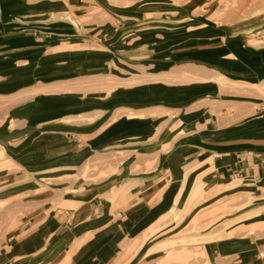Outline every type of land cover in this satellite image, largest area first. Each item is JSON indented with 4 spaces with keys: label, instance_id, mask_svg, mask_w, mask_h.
<instances>
[{
    "label": "rangeland",
    "instance_id": "374dc122",
    "mask_svg": "<svg viewBox=\"0 0 264 264\" xmlns=\"http://www.w3.org/2000/svg\"><path fill=\"white\" fill-rule=\"evenodd\" d=\"M41 1L0 0V21L11 18L21 30L33 25L40 36L14 43L8 40L11 29L0 25V59H14L17 73L10 79H21L13 88H0V130L9 137L0 138V239L41 209H78L91 196L111 199L113 212L125 209L122 175L142 184L157 179L162 158L190 137L226 133L211 138L251 139L264 130L250 126L264 116L263 79L238 81L211 59L173 60L159 49L168 31L182 28H220L264 47V0H45L51 7L42 10ZM10 75L0 73V87ZM132 97L144 102L109 107ZM74 102L83 104L73 107ZM25 109L28 115L43 109L63 114L51 124L73 131L88 148L73 168L40 178L32 171L53 164L28 168L11 156L27 141ZM131 119L149 127L147 139L97 148L106 136L118 138L119 127ZM214 123L228 130H207ZM227 181L234 182L233 190L217 191ZM171 182L168 210L128 237L113 264H264V207H254L264 199L263 183L255 188V179L237 174L218 181L209 171L194 178L177 210L173 198L182 183ZM189 197L194 203L186 216Z\"/></svg>",
    "mask_w": 264,
    "mask_h": 264
},
{
    "label": "crops",
    "instance_id": "0c3cea01",
    "mask_svg": "<svg viewBox=\"0 0 264 264\" xmlns=\"http://www.w3.org/2000/svg\"><path fill=\"white\" fill-rule=\"evenodd\" d=\"M46 3L48 1L44 0L38 4L41 10L46 6L51 7ZM150 4L146 3L143 7L149 9L147 5ZM0 25L11 29L13 34L8 40L14 43H30L33 35L40 38L39 32L32 28L33 25L21 30L17 21L11 18L1 20ZM213 31L192 33L185 28L174 29L167 32V46L159 49L167 50L168 57L173 60L193 57L205 61L211 59L215 63L214 67L238 81L264 80L263 46L246 42L240 34L231 37L223 29L215 28ZM28 57V60L36 58L34 54ZM235 59L239 60V65L235 64ZM14 62L11 58L0 59V73L6 71L12 75L7 77L8 84L0 87L1 89L13 88L15 83L21 80L10 79L17 73ZM139 101L144 102L141 97L139 100L132 97L112 103L109 107L111 109L115 104L137 107ZM81 104L83 103L74 102L73 107ZM93 105L91 101L87 104L89 108ZM26 111L27 109L24 112L30 120L25 132L27 141L22 149L15 151L11 156L17 157L20 163L28 168L53 164L46 169H34L32 173L36 176L41 178L63 169L70 170L81 156L87 153L88 148H85L73 131L65 129L62 124H51L58 122L63 114H53L54 111L43 109L42 113L28 115ZM131 120L130 124L119 127L118 138L106 136L97 148H108L114 144L124 145L135 139H147L149 127L137 119ZM221 129L228 130L216 124L212 125L211 129L207 127V130L212 132ZM48 131L52 133L50 132L46 139L44 134ZM4 134L0 130L2 141L9 139ZM253 135L255 138L251 139H245L246 135H243L213 140L211 136L207 137L202 133L184 141L181 148L170 152L171 156L162 158L157 179L142 184L135 181L138 180L137 177H127L128 173H125L121 178L125 188L121 186L119 191L124 197L121 200H127V204L125 209L118 212H113L111 199L105 197L107 193L100 195L107 201H102L99 196L87 197L78 209L66 205L69 210L58 211L49 207L37 211L29 222L19 225L0 239V264H113L117 251L122 249V244L128 237L141 234L168 210L169 206L164 202L171 190V180L182 183L173 198L177 210L180 208L179 198L184 195L189 182L194 178L198 180L209 171H212V177L218 181L237 174L255 179V188L260 187V183L264 184V130L253 132ZM237 155H242L241 159H236ZM199 183L204 182L200 180ZM129 186L132 187L128 191ZM196 189L199 192V188ZM186 201L187 216L194 201L192 197ZM256 203L255 208L264 207V199L260 198Z\"/></svg>",
    "mask_w": 264,
    "mask_h": 264
},
{
    "label": "bare ground",
    "instance_id": "6f19581e",
    "mask_svg": "<svg viewBox=\"0 0 264 264\" xmlns=\"http://www.w3.org/2000/svg\"><path fill=\"white\" fill-rule=\"evenodd\" d=\"M49 11V10H48ZM164 47H166L167 46V44H164L163 45ZM162 62V61H161ZM218 81V80H217ZM223 84V83H222ZM261 125H264V116L263 117H260L258 120H255V121H252L251 123H250V126H261ZM223 134H226V133H218V134H206L205 136H207V137H210V136H222ZM257 136V135H256ZM217 138V137H216ZM251 138H255L254 136L253 137H251ZM143 141V140H142ZM204 144V143H203ZM208 146V145H207ZM210 146V145H209ZM233 181V180H232ZM232 181H227V182H223V186L222 187H216V186H214V187H216V188H218V190L217 191H221V189H223L224 191L225 190H233V188H234V186H235V184H234V182H232ZM192 182H193V180H191L190 182H189V185L188 186H186L187 188H186V190H185V193L186 194H189L190 195V193L192 192V188H193V186H192ZM219 183H222V182H219ZM217 185V184H216ZM220 185V184H219ZM209 188V187H208ZM196 191H195V195H197L198 194V192H197V189H195ZM216 190V189H215ZM194 193V192H193ZM187 196V195H186ZM191 253V252H190ZM173 254V253H172ZM182 256H183V254H182ZM179 257H181V256H179Z\"/></svg>",
    "mask_w": 264,
    "mask_h": 264
}]
</instances>
